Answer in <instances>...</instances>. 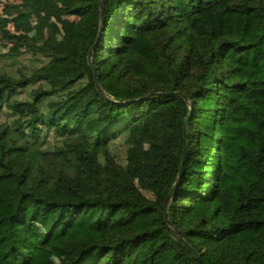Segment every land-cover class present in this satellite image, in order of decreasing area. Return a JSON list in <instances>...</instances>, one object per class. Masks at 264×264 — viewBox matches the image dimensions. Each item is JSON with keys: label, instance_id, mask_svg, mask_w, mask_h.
Instances as JSON below:
<instances>
[{"label": "trees", "instance_id": "trees-1", "mask_svg": "<svg viewBox=\"0 0 264 264\" xmlns=\"http://www.w3.org/2000/svg\"><path fill=\"white\" fill-rule=\"evenodd\" d=\"M11 9L49 26L0 28L38 63L0 72V264H264V0Z\"/></svg>", "mask_w": 264, "mask_h": 264}, {"label": "rangeland", "instance_id": "rangeland-1", "mask_svg": "<svg viewBox=\"0 0 264 264\" xmlns=\"http://www.w3.org/2000/svg\"><path fill=\"white\" fill-rule=\"evenodd\" d=\"M21 1L22 0H0V28L14 34L26 33L29 36H33L36 32V25L38 23L49 26V24L44 23L41 14H19L14 12L11 7L20 4ZM8 54H13L15 58H12V56ZM0 56H4V58H0V72L2 73L16 74L19 70H25L28 67L33 68V66L38 64L33 58L24 53L23 47L2 38H0ZM57 70L58 65H55L50 72L55 74ZM133 129L139 136L145 135V130H148L144 122L136 124ZM111 152L130 173H134L136 167L142 164L146 159L154 161L159 160V156L144 146L130 148L127 146L125 138H121L113 143L111 145ZM56 260L59 262L61 261V259Z\"/></svg>", "mask_w": 264, "mask_h": 264}, {"label": "water", "instance_id": "water-1", "mask_svg": "<svg viewBox=\"0 0 264 264\" xmlns=\"http://www.w3.org/2000/svg\"><path fill=\"white\" fill-rule=\"evenodd\" d=\"M103 2H104V0H101V17L102 18H104ZM101 31L102 30H100V33H101ZM99 39H100V35L98 37L97 42L95 43V45L93 46L92 50L90 51V53L88 55V62H89V65H90V67L92 68V70L94 72V78H95V83H96L97 89L98 90H101V85H100V82H99V79H98V75H97L96 70H95V67H94V65L92 63L93 53H94V50H95V48L97 46V43H98ZM171 94L177 95V96H181L182 98H184V100L186 102H188V99L186 98V96L184 94H181V93H171ZM192 113H193V105L190 104V114H189V117H188V119H187V121H186V123L184 125V153H183V157H182V161H181V165H180L179 180L177 181V183L175 184V186L170 191L168 198H170L173 195L175 189L179 186V182H180V180H181V178L183 176L184 165H185L186 160H187V157H188V146H187V134H186V130H187V127H188V125L190 123V120H191V117H192ZM166 221H168L167 220V217H166ZM200 260H201L202 264H206V263H204L202 261L201 258H200Z\"/></svg>", "mask_w": 264, "mask_h": 264}]
</instances>
